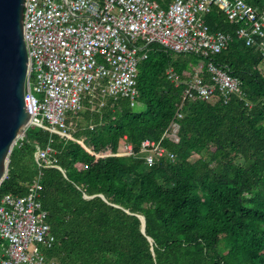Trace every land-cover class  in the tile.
<instances>
[{
  "label": "trees",
  "instance_id": "trees-1",
  "mask_svg": "<svg viewBox=\"0 0 264 264\" xmlns=\"http://www.w3.org/2000/svg\"><path fill=\"white\" fill-rule=\"evenodd\" d=\"M246 2L264 9V0ZM203 21L231 34L206 58L240 80L226 102L218 91L183 99L184 86L166 70L188 77L199 57L152 43L138 63L133 100L94 90L66 114L72 138L33 124L13 145L0 196L25 194L41 171L39 200L55 236L44 250L49 264H264L263 57L216 6ZM146 138L174 158L148 165L140 146ZM126 143L131 153L109 154ZM36 145L51 146L47 164L55 166L38 165ZM5 245L0 239V255Z\"/></svg>",
  "mask_w": 264,
  "mask_h": 264
},
{
  "label": "built area",
  "instance_id": "built-area-1",
  "mask_svg": "<svg viewBox=\"0 0 264 264\" xmlns=\"http://www.w3.org/2000/svg\"><path fill=\"white\" fill-rule=\"evenodd\" d=\"M213 6L240 24L238 38L264 58V9L246 0H171L167 5L156 0H24L27 128L48 123L52 132L72 138L66 131V114L79 109L85 95L98 90L102 97L133 100L138 91V63L147 57L152 43L199 57L196 71L188 77L172 67L166 70L171 82L184 86L183 99H209L218 91L226 102L230 94L240 92V80L228 67L206 61L231 39L230 33L212 31L203 21ZM200 71L205 75H199ZM167 136L174 138L175 129ZM140 146L148 165L174 158L156 140L146 138ZM35 147L39 166H55L47 164L51 146ZM124 149L109 154L131 153V144ZM40 174L25 194L0 196V239L6 242L0 264H49L44 250L53 246L55 236L39 200Z\"/></svg>",
  "mask_w": 264,
  "mask_h": 264
},
{
  "label": "water",
  "instance_id": "water-1",
  "mask_svg": "<svg viewBox=\"0 0 264 264\" xmlns=\"http://www.w3.org/2000/svg\"><path fill=\"white\" fill-rule=\"evenodd\" d=\"M23 5L24 0H0V183L6 176L13 145L27 135L30 117L24 101L28 59L23 39ZM138 217L144 233V216Z\"/></svg>",
  "mask_w": 264,
  "mask_h": 264
},
{
  "label": "rangeland",
  "instance_id": "rangeland-1",
  "mask_svg": "<svg viewBox=\"0 0 264 264\" xmlns=\"http://www.w3.org/2000/svg\"><path fill=\"white\" fill-rule=\"evenodd\" d=\"M259 69L261 70V72L264 74V58L263 60L261 61V63L259 64ZM81 112L84 110V107L82 106V108L80 109ZM81 118V121H84V119L82 117ZM80 121V122H81ZM194 156H197V155H194ZM193 157V156H192ZM194 158V157H193Z\"/></svg>",
  "mask_w": 264,
  "mask_h": 264
}]
</instances>
